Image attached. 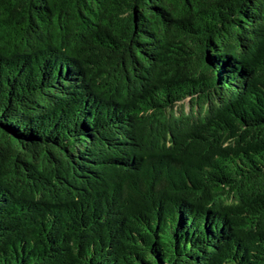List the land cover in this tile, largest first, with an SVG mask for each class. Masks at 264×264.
<instances>
[{
    "label": "trees",
    "instance_id": "trees-1",
    "mask_svg": "<svg viewBox=\"0 0 264 264\" xmlns=\"http://www.w3.org/2000/svg\"><path fill=\"white\" fill-rule=\"evenodd\" d=\"M0 264H264V0H0Z\"/></svg>",
    "mask_w": 264,
    "mask_h": 264
},
{
    "label": "rangeland",
    "instance_id": "rangeland-1",
    "mask_svg": "<svg viewBox=\"0 0 264 264\" xmlns=\"http://www.w3.org/2000/svg\"><path fill=\"white\" fill-rule=\"evenodd\" d=\"M183 104H184L185 108H186V109H188V104H187V101H184V103H183Z\"/></svg>",
    "mask_w": 264,
    "mask_h": 264
}]
</instances>
